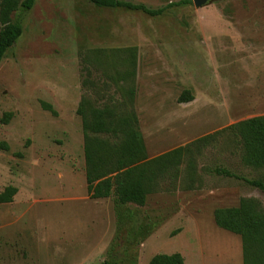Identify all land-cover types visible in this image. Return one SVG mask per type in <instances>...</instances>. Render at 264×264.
Returning <instances> with one entry per match:
<instances>
[{
	"label": "rangeland",
	"instance_id": "374dc122",
	"mask_svg": "<svg viewBox=\"0 0 264 264\" xmlns=\"http://www.w3.org/2000/svg\"><path fill=\"white\" fill-rule=\"evenodd\" d=\"M158 10L183 0H124ZM158 17L88 0H37L13 22L21 38L0 64V264H244L240 236L215 223L218 209L264 194L243 179L228 134L191 146L144 207L87 191L83 99L126 103L149 159L249 118L264 116V0L194 1ZM190 92L194 100L179 99ZM6 144L8 150L1 145Z\"/></svg>",
	"mask_w": 264,
	"mask_h": 264
},
{
	"label": "trees",
	"instance_id": "16d2710c",
	"mask_svg": "<svg viewBox=\"0 0 264 264\" xmlns=\"http://www.w3.org/2000/svg\"><path fill=\"white\" fill-rule=\"evenodd\" d=\"M36 1L0 0V64L23 34L22 27L13 22V15L21 9L32 10ZM88 1L98 8L142 12L153 18L163 15L168 9L191 4L190 0H183L153 10L124 0ZM193 100L188 91L179 99L181 103ZM78 114L83 119L87 191L93 200L114 196L119 204L144 207L148 195L182 164L191 146L208 145L210 140L224 134L232 136L238 143L244 165L264 170V116L246 119L186 147L149 159L138 117L131 105L121 102L93 108L83 99ZM1 146L8 150L6 144ZM214 172L218 176L241 179L264 194V178L243 179L220 167ZM17 192L14 187L7 188L0 194V204L13 202ZM215 223L220 229L241 237L244 264H264V207L258 201L242 199L238 207L218 209ZM184 263L181 254H159L148 264Z\"/></svg>",
	"mask_w": 264,
	"mask_h": 264
},
{
	"label": "water",
	"instance_id": "95a60500",
	"mask_svg": "<svg viewBox=\"0 0 264 264\" xmlns=\"http://www.w3.org/2000/svg\"><path fill=\"white\" fill-rule=\"evenodd\" d=\"M194 1V5L197 8H202L206 5H208L209 3H211L213 0H193Z\"/></svg>",
	"mask_w": 264,
	"mask_h": 264
}]
</instances>
